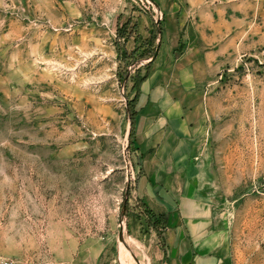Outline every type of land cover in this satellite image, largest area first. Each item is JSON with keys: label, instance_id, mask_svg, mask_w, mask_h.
Listing matches in <instances>:
<instances>
[{"label": "rangeland", "instance_id": "374dc122", "mask_svg": "<svg viewBox=\"0 0 264 264\" xmlns=\"http://www.w3.org/2000/svg\"><path fill=\"white\" fill-rule=\"evenodd\" d=\"M148 71L203 104L194 183L224 264H264V0H0L1 256L165 264L136 192Z\"/></svg>", "mask_w": 264, "mask_h": 264}, {"label": "crops", "instance_id": "0c3cea01", "mask_svg": "<svg viewBox=\"0 0 264 264\" xmlns=\"http://www.w3.org/2000/svg\"><path fill=\"white\" fill-rule=\"evenodd\" d=\"M162 75L148 71L134 96V133L143 155L136 192L153 213L167 219L168 227L160 229L165 264H224L226 234L214 230L194 183L198 166L192 143L203 124L202 111L196 110L203 104L195 105L189 94L177 99L171 89L164 92Z\"/></svg>", "mask_w": 264, "mask_h": 264}, {"label": "trees", "instance_id": "16d2710c", "mask_svg": "<svg viewBox=\"0 0 264 264\" xmlns=\"http://www.w3.org/2000/svg\"><path fill=\"white\" fill-rule=\"evenodd\" d=\"M147 79V76L143 77V78H139L137 83H136V87H135V90L137 92V94H139V89H140V86L142 85V83ZM135 102L132 101L131 104L133 105V103ZM135 117L136 115H134V120H133V123L132 125L134 126L135 128ZM132 136V134H131ZM168 227V223H167V219L165 217H160V219L156 222V224L153 225V229L155 230L156 234H160V229H166ZM161 237V236H160Z\"/></svg>", "mask_w": 264, "mask_h": 264}, {"label": "built area", "instance_id": "2783aa9c", "mask_svg": "<svg viewBox=\"0 0 264 264\" xmlns=\"http://www.w3.org/2000/svg\"><path fill=\"white\" fill-rule=\"evenodd\" d=\"M0 264H16L14 260L0 255Z\"/></svg>", "mask_w": 264, "mask_h": 264}]
</instances>
